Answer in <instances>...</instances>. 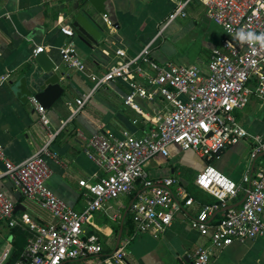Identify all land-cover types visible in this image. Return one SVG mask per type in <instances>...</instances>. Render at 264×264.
<instances>
[{
    "label": "crops",
    "instance_id": "crops-1",
    "mask_svg": "<svg viewBox=\"0 0 264 264\" xmlns=\"http://www.w3.org/2000/svg\"><path fill=\"white\" fill-rule=\"evenodd\" d=\"M81 1L0 0V144L7 159L20 163L44 143L46 129L40 125L38 113L29 99L19 100L16 88L21 77H30L35 68L33 49L42 46L41 52H45L68 76L62 98L46 109L49 129L56 130L49 146L56 158L44 156L51 171L45 186L76 211H82L86 204L85 190L78 182L81 179L97 180L103 175L84 153V141L77 131L88 136L106 129L120 137L125 131L139 136L149 128L148 122L136 110L123 103L131 91L127 81L110 80L93 90L96 78L103 76L116 61V50H122L124 58L132 59L150 44V56L155 62L191 65L206 72L211 50L224 38L223 29L208 16L204 0H105V16L109 23L103 15L97 14L105 24V35L98 46L89 48L74 34L69 38L59 30L60 25H70L69 18L63 17L67 8ZM180 4H183L181 13L171 18ZM69 39L85 64L84 71L70 69L61 60L59 47ZM142 67L145 72L152 73L147 64ZM136 79L147 86L142 77ZM90 93L84 106L72 115L75 100ZM135 102L150 116L161 114L168 106L159 97L153 101L136 97ZM235 116L249 133L264 134V102L260 99L251 97L248 105L236 111ZM249 147L250 142L242 139L224 149L219 158L207 160L193 150L170 145L169 156L157 155L147 160L145 170L153 180L177 176L188 186L195 187L196 174L206 164H211L241 185L245 174L264 167V152L250 161ZM3 170L4 163L0 160V174ZM0 186L14 204L20 205L14 211L16 217L28 215L41 224L53 220L47 210L27 199L8 178L0 177ZM195 189L200 191V200L213 198L207 192ZM240 195L241 192L237 199L227 201L228 205L239 201L243 196ZM129 203V195H121L94 212L83 224L86 234L94 233L99 237L101 253L61 264H186L196 246L205 242V238L190 226L195 206L177 211L172 223L156 237L150 233L136 234L134 227L129 235L125 226L126 218L130 217ZM218 213L220 215L216 216ZM218 213L214 218L223 215L221 210ZM113 214H118L119 218L112 220ZM118 226V231L114 232L113 228ZM26 235L24 230L12 228L0 220V251L9 250L7 260L19 257ZM121 247L125 250L124 260L115 262L113 255ZM208 264H264V235L234 240L216 250Z\"/></svg>",
    "mask_w": 264,
    "mask_h": 264
},
{
    "label": "built area",
    "instance_id": "built-area-1",
    "mask_svg": "<svg viewBox=\"0 0 264 264\" xmlns=\"http://www.w3.org/2000/svg\"><path fill=\"white\" fill-rule=\"evenodd\" d=\"M204 3L210 19L224 32L220 45L209 54L206 72L191 65L157 63L150 56L148 44L132 59L124 58V52L117 49L114 64L96 78L93 90L110 80L127 81L131 91L123 103L136 110L149 128L139 136L125 131L120 137L106 129L88 136L77 131L84 141V153L103 172L97 180L78 182L86 196L82 211H76L45 186L51 171L44 156L56 158L49 150L56 130L49 129L45 107L35 97L29 98L40 125L46 129V138L37 152L20 163L7 159L0 144V160L4 163L0 177L14 182L27 199L36 201L53 220L41 224L28 215L16 217L13 200L0 186V220L27 232L22 258L12 264H61L99 254L102 249L99 237L86 234L83 224L105 204L121 195H130L137 186L128 206L136 234L150 233L156 237L172 223L177 211L195 206L190 226L205 242L196 246L186 264H208L216 250L234 240L264 235V167L245 174L240 185L206 164L196 174L193 185L220 203L203 205L190 194L188 183L179 177L153 180L145 170L147 160L157 155L169 156L170 145L193 150L207 160L219 158L224 149L242 139L250 142V161L264 152V134L249 133L235 116L236 111L248 105L251 97L264 102V48L240 43L235 35L241 29L257 34L264 32V0H204ZM182 8L180 4L171 18L181 13ZM103 18L109 23L105 15ZM59 30L69 38L73 36L69 24L60 25ZM42 50V46H36L33 56ZM59 53L66 67L85 70L71 39L59 47ZM142 64H147L152 73L145 72ZM137 77L145 79L147 86L138 83ZM90 95L75 100L72 115L84 106ZM136 97L148 101L159 97L168 106L161 114L150 116L138 107ZM240 192L246 194L244 201L224 211L213 222L220 206H227V201L237 199ZM118 218V214L111 217ZM124 256L125 250L121 247L113 259L122 262ZM8 257L9 250L2 249L0 264H6Z\"/></svg>",
    "mask_w": 264,
    "mask_h": 264
},
{
    "label": "water",
    "instance_id": "water-1",
    "mask_svg": "<svg viewBox=\"0 0 264 264\" xmlns=\"http://www.w3.org/2000/svg\"><path fill=\"white\" fill-rule=\"evenodd\" d=\"M104 2L105 0H83L77 5L67 8L63 14V17L69 18L73 34L89 48L98 46L105 35V24L97 17V14L106 15L107 13ZM32 63L35 68L30 77L23 76L18 80L16 86L18 98L25 102L33 96L45 109H50L62 98L65 92L64 81L68 79V76L45 52L34 55ZM245 197L246 194L239 201L223 207L221 211L224 212L229 208L239 206ZM19 206V204H15L14 211H17Z\"/></svg>",
    "mask_w": 264,
    "mask_h": 264
},
{
    "label": "trees",
    "instance_id": "trees-1",
    "mask_svg": "<svg viewBox=\"0 0 264 264\" xmlns=\"http://www.w3.org/2000/svg\"><path fill=\"white\" fill-rule=\"evenodd\" d=\"M189 185V184H188ZM139 186L136 187L135 190H133L130 195H129V201L135 196L136 192H137V189H138ZM195 187H191L188 186V191L190 192V194L199 202L200 205H203V204H208V203H214V202H217V203H220V201H217L215 198H212V199H203V200H200V191H195ZM199 190V189H198ZM241 196V195H240ZM223 208V206H220V208L218 209L217 213ZM224 213V212H223ZM130 214V213H129ZM220 215L219 213L216 215L218 216ZM217 220V218H213L212 221L215 222ZM125 223H126V227L128 228V232H129V235L132 234V230H133V227L135 229V226L133 224V221H132V218H131V215L129 218H126L125 220ZM119 229V226L118 227H114L113 230L114 232H117ZM27 237V235H26ZM26 245V243H25ZM25 248V246H24ZM24 248H23V251H24ZM23 251H21L19 254V257L17 259H20L22 258V253ZM102 251V250H101ZM101 253V252H100ZM106 255H104L103 258H105ZM17 259H9L7 260L6 264H12L15 260Z\"/></svg>",
    "mask_w": 264,
    "mask_h": 264
},
{
    "label": "clouds",
    "instance_id": "clouds-1",
    "mask_svg": "<svg viewBox=\"0 0 264 264\" xmlns=\"http://www.w3.org/2000/svg\"><path fill=\"white\" fill-rule=\"evenodd\" d=\"M235 35L240 43H247L249 45L258 44L261 48H264V32L257 34L254 31H244L241 29Z\"/></svg>",
    "mask_w": 264,
    "mask_h": 264
}]
</instances>
